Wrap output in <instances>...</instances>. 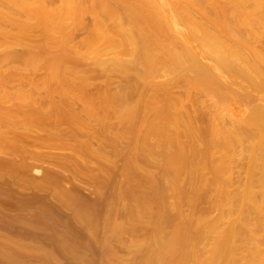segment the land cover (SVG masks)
<instances>
[{"label": "bare ground", "instance_id": "1", "mask_svg": "<svg viewBox=\"0 0 264 264\" xmlns=\"http://www.w3.org/2000/svg\"><path fill=\"white\" fill-rule=\"evenodd\" d=\"M45 1L0 0V24L5 13L3 3L17 5L13 7H20L27 16L19 22V34L7 39L8 45L31 44L29 30L42 28V53L29 55V64L48 59L54 66L52 77H62L65 69L60 62L65 54H54L52 48H66L67 29L91 12L96 21L87 41L90 49L96 51L95 45L106 42L115 50L111 58L114 66L128 78L132 71L138 72V78L130 80L131 87L139 81L155 86L138 102L132 101L133 90H123L116 108L123 133L134 136L129 156L142 152L147 166L159 159L161 171L157 176L150 165V170L142 167L147 168L145 172L140 160V165L135 163L140 155L138 159L128 158L130 164L123 174L130 182L126 188L117 186L118 192L109 198L111 202H130L125 201V221H113L110 211L103 216L110 230L101 241L108 249L106 259L103 256L105 264H124L115 260L110 239L120 241L128 229L126 224L131 223L130 229L135 230L150 211L153 228L147 238L137 242L142 257L134 264H264V45H255L264 32V0H89L90 4L86 0H61V6L53 9L47 8ZM13 58L12 53L0 55V62ZM160 74L175 80L177 86L173 81L160 84L165 80ZM158 77L162 78L160 85L153 82ZM2 79L0 76V87ZM169 85L179 89L180 95L174 90L175 97L170 95L173 88ZM75 90L72 85L62 88L63 92ZM19 102L21 106L35 105L22 93ZM112 102L109 98L105 104L110 107ZM240 106L249 110L243 109V119L238 121V114L234 116L237 120L230 119L229 113H239L236 108ZM88 109L92 114L91 104ZM30 116L24 122L31 123ZM5 120H10L9 115L0 112V121ZM15 125L13 122L10 127ZM237 169L245 172L239 173L244 181L238 179ZM132 180L138 183L135 188L139 185L143 190L135 189L136 194L129 184ZM238 180L240 185L235 188ZM138 190L145 192L139 195ZM199 194L211 202L210 209L222 211L217 218L208 219L210 209L201 213ZM184 204L200 214L186 215ZM93 212L81 204L76 216L95 230L99 220L95 221L98 216ZM204 241L210 247L206 257L199 247ZM50 252L44 253L45 264H60L57 255ZM87 260L82 262L95 263Z\"/></svg>", "mask_w": 264, "mask_h": 264}, {"label": "rangeland", "instance_id": "2", "mask_svg": "<svg viewBox=\"0 0 264 264\" xmlns=\"http://www.w3.org/2000/svg\"><path fill=\"white\" fill-rule=\"evenodd\" d=\"M60 1L46 0L45 4L47 8L53 9L61 6ZM90 1L86 0L87 4H90ZM3 4L6 15L4 13L2 19L6 21L3 20L0 24V55L12 53L14 58L0 62V76L3 78L0 87V93L3 94L0 97V112H5L10 117V120L0 121V264H45L43 258L50 251L57 255L56 259L60 264H84L83 258L95 262L94 264H105L108 249L101 241L108 236L110 230L104 223L103 216L106 211H110L113 221H125V206L130 202L125 199L128 204L123 200L125 203L114 201L113 205L114 202L109 198L118 192V187L126 185V188L127 182H130L127 180V174H123L130 164L127 163L130 157L138 159L140 155L135 163L138 164L140 160V164L144 165L141 168L147 167L150 170L153 167L150 171L156 175L161 171L160 166L158 167L159 159L157 165L153 164L157 162L154 159L150 164L152 167H149L150 165H145V159H141L142 152L136 154V157L129 156L134 136L131 133H123V123L116 113V108L121 104L123 90H133L132 101L138 102L145 98L148 92L153 91L155 86L147 85L146 81H139L135 87H131L130 80L137 79L138 72L132 71L128 78L120 68L114 66L111 58L115 50L106 42L95 45L96 51L90 49L87 41L92 36L91 30L96 21L91 12L83 15L78 24L67 29L69 41L66 48H52L54 54H65L63 62H60V67L65 69V73L58 79L53 78L51 74L54 66L50 65L48 59L32 65L26 61L29 55L42 53L45 39L41 27L35 26L29 30L31 44L6 43L8 38L19 34V22L27 20V16L24 11L21 12L22 9L20 11V7L17 10V5ZM10 6L17 8L13 7L12 10ZM11 10L13 14L9 12ZM10 14L16 19L12 20ZM196 15L200 19V15ZM173 29L176 33L173 34L177 35V30ZM255 45H264V32L259 35ZM161 75L163 77V74H160V77ZM160 77L155 78L153 82L158 81V85L165 86L173 81L168 79V76L165 79L164 75L165 80L159 84V80H162ZM174 81L172 83L176 87ZM66 85H72L76 90L63 92L62 88ZM169 86L173 88L170 95L174 96L175 92L177 96L180 95L179 89L176 90L173 85ZM21 93L29 95L35 105L21 106ZM109 98L113 99L110 107L105 104ZM187 103L189 105L188 101ZM89 104L93 106L92 114L88 109ZM186 108L185 111L188 110L187 105ZM244 108H236L239 113L232 111L233 116L229 113V118L237 120L240 115L238 121H241L246 115ZM29 115L33 118L32 122H24ZM13 122L16 125L10 127ZM147 168L146 171L145 168L142 169L147 172ZM139 171L143 172L140 168ZM236 172L238 179L242 181L245 177L241 174L245 172L238 169ZM239 180L235 188L240 185ZM131 183L129 184L134 192L137 191L135 189L143 190L139 185L135 188L137 182L132 180ZM140 192L145 191H139V195L142 194ZM200 194L205 199V195ZM200 198L197 202L203 201L197 203V207L199 206L201 213L203 211L205 214L210 209L211 202ZM76 203L80 204L79 207ZM81 204L84 209L88 208L98 216V219L95 218V221L99 220L95 230L77 220V210ZM182 208L186 215H193V207L189 204H184ZM202 209L207 210L204 212ZM196 212L200 214L196 210L195 216ZM221 212L220 209H210L206 214L208 219L213 220ZM185 214L183 215L186 216ZM148 216L135 230L130 229L131 223H127L128 229L123 232L120 241L113 239L111 242L110 239L109 249L115 252L116 261L134 264L141 259L137 242L148 237L154 222V217L151 218L153 214ZM168 229L166 230L170 232ZM261 238L264 249L263 234ZM65 241L67 243L64 244ZM199 247L202 256L206 257L210 249L209 244L204 241ZM40 252L43 254H39ZM10 256H13L14 260H10Z\"/></svg>", "mask_w": 264, "mask_h": 264}]
</instances>
